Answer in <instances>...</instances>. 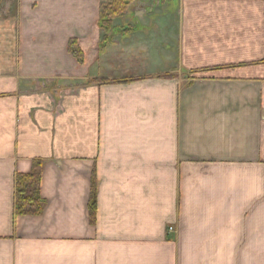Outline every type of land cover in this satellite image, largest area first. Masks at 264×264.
<instances>
[{
    "label": "crops",
    "instance_id": "crops-1",
    "mask_svg": "<svg viewBox=\"0 0 264 264\" xmlns=\"http://www.w3.org/2000/svg\"><path fill=\"white\" fill-rule=\"evenodd\" d=\"M33 1L35 13L22 5L18 22H0V264H264V0L259 17L244 8L238 36L230 24L212 40L192 79L182 22L163 54L179 68L161 79L157 22L101 48L102 0ZM135 3L145 16L154 7ZM35 160L44 210L15 216V177ZM188 224L211 236L190 259L167 234Z\"/></svg>",
    "mask_w": 264,
    "mask_h": 264
},
{
    "label": "rangeland",
    "instance_id": "rangeland-1",
    "mask_svg": "<svg viewBox=\"0 0 264 264\" xmlns=\"http://www.w3.org/2000/svg\"><path fill=\"white\" fill-rule=\"evenodd\" d=\"M140 1L148 2L149 0H140ZM259 2H260L259 0H154L153 10L151 11L150 8L147 9L149 10L148 16H145V15H141L143 11H139V12L134 11L136 7L135 4H137L135 3L134 0L133 3L129 5L128 8H126L121 15H118L112 19L110 25H107L106 31L101 28V26H103V21L101 20L102 8H100L99 10L100 13L99 16H97L96 22H98L97 27L100 28V30L102 31V35H101V41H99L98 44L101 45V48H103L102 46L103 36L107 38V40L105 41H109L110 40L109 38H112L110 40V42L112 41L111 43H114L113 40H116L115 36H118V40L123 39V37L129 38L132 35L147 36L146 33L143 32H140L139 34L135 33V30L137 28L134 26V22H157L155 23L156 24L155 26L148 27V30L150 31L149 33L153 34V36H150V40L152 39V37H153L152 40H154V44H153L154 47L152 46L153 48H151V53H153L155 56V58H153V60L155 61V65L152 66H155L156 69L155 68L154 69L156 73H158L156 77L161 79L163 78L174 79L175 75L172 73L171 70H175V69L178 70L179 66H177L176 60H174L173 56H172V60L168 61V58L163 54L169 52V50L171 51V53L174 52L172 49L174 45L171 42V39L173 41L175 40L174 34L172 33V31L175 29H173L171 22H182L184 35H186L187 32V34L192 38L191 41L194 42V44L191 45L189 42L185 43L186 47H188V57H186L188 70L184 72V75H186L189 79H192L195 77V74H197V71L194 68L201 66L202 65L201 62H206V60L203 61L201 55L211 48L212 40L217 39L220 34L222 35L227 34L228 26L230 24L234 25L233 27L234 29L232 33H235L236 36H238L240 30L241 31L244 30L243 22H248L245 18L244 8L248 9V14L251 13L252 15H254V13H256L257 17H259L260 15ZM249 3H252L251 9L249 8ZM244 4H247V6ZM22 5L23 7L29 5L30 7L29 9L31 10V13H35L36 2H34L33 0H0V22H18L17 13L18 10L21 9ZM223 6H225L224 10L228 7H230V9L231 7L236 9L235 20L231 19L229 21V17L226 16L227 11H225L224 13L221 12V10H223L222 8ZM101 7H102V3H101ZM89 16L93 20L94 12L93 13L90 12ZM261 21L264 22V16L262 17ZM104 25L106 26V23H104ZM177 34L178 35L180 34L178 27H177ZM178 35H177V39H178ZM71 41L69 42V44L71 43ZM75 41L77 42V40ZM170 42L172 43V47L170 45ZM180 46H182V44ZM68 52L72 56H74L69 50V45H68ZM85 57L86 56L84 53L83 63L85 62ZM75 59L79 64V66L83 65V63H80L76 57ZM139 61H140L139 64L142 63L143 65L146 63V66L152 67L151 59H149L146 62L144 58H139ZM168 69H170L171 73H167ZM97 82H101V81H97ZM236 205L240 206L243 204H236ZM238 217L239 216L236 217V223H238V225L236 226L237 229L238 227H244L243 226L244 223L243 222L241 223L242 218L240 219ZM239 223H241L240 226ZM193 224H188L189 228L185 230L187 232H185L184 230H182L181 232V230L179 231V230H175V228L173 227H169L172 228L171 229L172 231L170 230L171 232L169 234V228L167 230L168 237L175 236L174 237L175 240H178V242L179 240H181L183 245L187 244L188 247L187 258L189 259L195 253L194 241L203 242V240L208 239V237H211V236L205 237L204 234L203 235L191 234V230L192 232L193 230H195L194 228L195 224L194 225ZM203 237L205 238L203 239ZM204 247L205 246L202 247L203 251L205 250Z\"/></svg>",
    "mask_w": 264,
    "mask_h": 264
},
{
    "label": "trees",
    "instance_id": "trees-1",
    "mask_svg": "<svg viewBox=\"0 0 264 264\" xmlns=\"http://www.w3.org/2000/svg\"><path fill=\"white\" fill-rule=\"evenodd\" d=\"M134 0H102L101 20L102 29L106 31L112 19L121 15ZM106 23V26L104 25ZM70 52L83 63L84 53L75 40L69 44ZM89 83H98L90 81ZM43 176V161L35 160L31 172L18 174L15 177V216H39L44 210V200L41 196V181ZM91 222L94 224L97 213V185L93 178L92 194L89 203Z\"/></svg>",
    "mask_w": 264,
    "mask_h": 264
},
{
    "label": "built area",
    "instance_id": "built-area-1",
    "mask_svg": "<svg viewBox=\"0 0 264 264\" xmlns=\"http://www.w3.org/2000/svg\"><path fill=\"white\" fill-rule=\"evenodd\" d=\"M171 229H172V228H169V234H170V232L172 231ZM170 230H171V231H170Z\"/></svg>",
    "mask_w": 264,
    "mask_h": 264
}]
</instances>
